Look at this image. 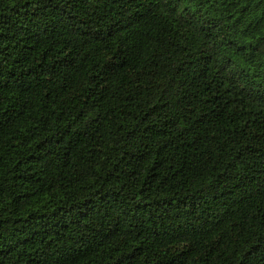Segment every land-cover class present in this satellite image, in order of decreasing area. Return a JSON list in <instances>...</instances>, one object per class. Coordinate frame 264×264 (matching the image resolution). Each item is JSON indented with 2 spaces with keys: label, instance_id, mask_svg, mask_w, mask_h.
Instances as JSON below:
<instances>
[{
  "label": "trees",
  "instance_id": "16d2710c",
  "mask_svg": "<svg viewBox=\"0 0 264 264\" xmlns=\"http://www.w3.org/2000/svg\"><path fill=\"white\" fill-rule=\"evenodd\" d=\"M0 264H264V0H0Z\"/></svg>",
  "mask_w": 264,
  "mask_h": 264
}]
</instances>
